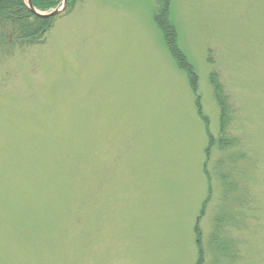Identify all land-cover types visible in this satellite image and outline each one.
<instances>
[{
	"label": "rangeland",
	"instance_id": "374dc122",
	"mask_svg": "<svg viewBox=\"0 0 264 264\" xmlns=\"http://www.w3.org/2000/svg\"><path fill=\"white\" fill-rule=\"evenodd\" d=\"M169 1L197 90L160 0L0 47V264H264V0Z\"/></svg>",
	"mask_w": 264,
	"mask_h": 264
},
{
	"label": "trees",
	"instance_id": "16d2710c",
	"mask_svg": "<svg viewBox=\"0 0 264 264\" xmlns=\"http://www.w3.org/2000/svg\"><path fill=\"white\" fill-rule=\"evenodd\" d=\"M79 1L68 0L67 8L74 6ZM31 2L37 10L48 12L55 9L62 0H31ZM160 3L161 9L155 16L156 23L163 32L172 55L178 61L180 68L189 74L191 85L194 90H197V77L194 67L179 49L176 28L169 19L170 1L160 0ZM54 19H42L35 16L30 12L24 0H0V47L7 48L9 52H14L16 49L45 44L47 35L53 27ZM211 85L221 109V128L224 129L228 122L229 107L224 87L219 82L217 74L211 75ZM205 120L208 123V120ZM213 142L214 139L212 138L211 146ZM200 259L201 262L199 260L198 264L202 263V252Z\"/></svg>",
	"mask_w": 264,
	"mask_h": 264
},
{
	"label": "water",
	"instance_id": "95a60500",
	"mask_svg": "<svg viewBox=\"0 0 264 264\" xmlns=\"http://www.w3.org/2000/svg\"><path fill=\"white\" fill-rule=\"evenodd\" d=\"M25 1L27 7L29 8L32 14L40 18L50 19L60 15L66 9L68 0H62L61 4L56 9L49 13H41L33 7L31 0H25Z\"/></svg>",
	"mask_w": 264,
	"mask_h": 264
}]
</instances>
